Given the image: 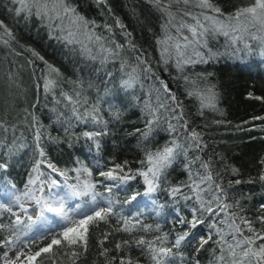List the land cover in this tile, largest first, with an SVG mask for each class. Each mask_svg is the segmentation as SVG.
I'll list each match as a JSON object with an SVG mask.
<instances>
[{
	"label": "snow or ice",
	"instance_id": "obj_1",
	"mask_svg": "<svg viewBox=\"0 0 264 264\" xmlns=\"http://www.w3.org/2000/svg\"><path fill=\"white\" fill-rule=\"evenodd\" d=\"M10 2L17 5L12 9L17 16L37 18L50 30L52 38L65 45L79 46L81 54L87 58L99 60L102 65L118 60L120 70L128 77L122 82L125 88L139 83L142 73H152L150 62L131 41V33L125 30V25L118 18L115 27L122 30L125 43L115 39L112 25L105 24L102 26L104 32H97L96 29L101 26L78 13L71 0ZM94 2L98 6H107V0ZM146 2L164 17L161 25L163 35L157 40L161 61L165 65L174 62L181 74L186 66L206 64L218 55L209 50L206 57L201 51L208 48L209 36L222 35L232 45L243 43L245 49H251L250 41H256L264 54V0H248L232 13H224L214 0ZM108 11L111 12V9ZM0 30V43L15 55H21L12 47L15 41L13 33L3 23H0ZM25 51L43 60L34 50ZM128 53H132V56ZM29 63L33 62L29 60ZM44 63L46 71L40 79L43 80V92L47 95L58 86L61 73L46 61ZM210 75L202 74L197 79L181 75L177 79L184 80L187 96L198 101L197 115L204 116L206 111H210L223 116V110L218 107L220 94L216 85L207 82ZM9 79H12L11 74ZM74 83L77 87L82 86L79 82ZM160 85V88L149 90L150 95L153 90L156 92V103L153 104L151 99L144 102L143 111L147 117L145 130L136 131L144 140H148L155 130L154 126L159 127L163 122L166 125L164 130L171 139L155 151L142 146L144 158L139 161L141 167L136 170L128 166V161H113L111 167L100 170L95 177L93 171L79 160L76 167L59 168L47 159L41 144L42 126H38V118L32 115L36 159L23 189H18L15 183L8 184L4 191L7 200L0 202V264H80L81 258L86 259L89 252L90 229L99 228L100 224L107 225L109 230L97 237L98 256L102 261L94 260L92 264H141L140 258L131 254L133 247L140 250L149 264H201L199 257L205 251L211 257L208 264H264V203L259 206L260 215L249 217L242 201L250 200L251 196L229 192V189L242 183L258 181L264 185V156L257 161L260 166L258 177H250L246 181L228 179L225 185L221 171L214 170L212 159H203L199 155L207 144L203 134L190 126L182 101L164 81L161 80ZM61 95L72 105V116L78 122L86 123L90 118L92 123L104 125L100 130L82 133L85 140L92 141L99 149L97 138L106 134V122L96 115L98 108L92 106L91 110L85 109L81 113L77 107L81 103L79 92L75 93L76 98L65 92H61ZM248 98L264 103L261 96L249 93ZM83 103L87 104L86 98ZM251 119L264 121V116ZM215 123L226 122L221 120ZM69 127L72 125L69 124ZM0 129L9 131L2 120ZM252 130L242 125L236 126V131ZM261 130H264V126H261ZM0 147L11 154V146L0 144ZM189 151H197V155L189 158ZM180 156L186 161L184 171L187 180L163 188L162 177L167 183V170ZM220 159L223 160V157ZM196 165L198 167L194 168ZM8 167L6 160H0V173H7ZM96 167L103 169L99 162ZM224 169L232 176H240V170L234 166L225 165ZM137 176L142 177L146 185L143 194L131 192L123 202L115 199L113 190L127 185ZM158 190L167 191L175 204L183 200V208L188 209V214L180 207L174 209L175 219L170 232H161L158 223L153 226L135 217L125 216L122 214L123 207H117L132 204L140 195L152 196ZM152 203L157 202L153 200ZM162 208L163 205H158L157 216L161 215ZM113 217L116 219L115 225L110 224ZM57 222L59 227H56ZM201 228L206 231L201 232ZM138 232L146 235H134ZM115 233H126L129 238L115 242L112 247L106 246ZM151 233L159 234L147 235Z\"/></svg>",
	"mask_w": 264,
	"mask_h": 264
},
{
	"label": "trees",
	"instance_id": "obj_2",
	"mask_svg": "<svg viewBox=\"0 0 264 264\" xmlns=\"http://www.w3.org/2000/svg\"><path fill=\"white\" fill-rule=\"evenodd\" d=\"M247 2L248 0H214L224 13H232ZM71 3L78 13L101 26L96 29L97 32H104L102 26L105 24L112 25L115 39L125 43V36L121 35L122 30L115 27L118 18L125 25V30L131 33V41L150 62L152 73H142L139 83L132 88H125L122 82L128 77L120 70L118 60L102 65L99 60L87 58L81 54L79 46L65 45L62 41L52 38L50 30L40 20L35 17L25 19L23 15L17 16L12 11L17 5L12 4L10 0H0V23L13 33L15 41L12 42V47L22 53L17 56L10 48L0 43V77L3 84L11 74L20 89L18 94H0V120L9 128L8 132L0 129V144L12 147L11 154L7 153L6 148L0 147V160H6L9 164L7 173H0V189L15 183L17 188L22 190L35 162V127L32 115L38 118V126H42L41 144L47 159L59 168L71 169L78 166L79 160L93 171L94 177L100 170L111 167L113 161H128V166L133 170L140 168L139 161L144 158L142 146L155 151L171 139L169 133L164 130L166 125L163 122L159 127L154 126L155 130L148 140H144L136 131L146 128L144 102L151 99L153 104L156 103V92L153 90L150 95L149 90L160 88L161 80L182 101L185 114L191 122L190 126L203 134L207 147L203 152H199V155L203 159H212L214 170L221 171L225 185L228 179L240 178L246 181L250 177H258L260 166L257 161L264 156V130H261L264 121H252L251 118L264 116V103L248 98L249 93L264 97V54L258 42H251V49H245L243 43L232 45L222 35L209 36L208 48L201 51L206 57L209 50L218 55L206 64L186 66L185 72L181 74L175 68L174 62L170 61L165 65L161 61L157 40L163 35L161 25L164 23V17L146 0H107V6H98L94 0H71ZM109 8L111 12L108 11ZM25 49L34 50L43 60L32 56L31 52ZM128 55L131 57L132 53ZM29 60L33 63L30 64ZM45 61L61 73L57 80L58 86L47 95L43 92V80L40 79L46 71ZM207 73L212 74L208 76L207 82L215 84L220 94L218 107L223 110V116L210 111H206L204 116L197 115L198 101L187 96L184 80L177 79L181 75L197 79ZM74 82H79L82 86L77 87ZM61 92L73 95L74 98L76 92L80 93L81 103L77 107L81 113L85 109L91 110L92 106L98 108L96 115L106 122V134L97 138L100 142L99 149L92 141L85 140L82 133L100 130L104 125L94 124L90 118L86 123L78 122L72 116V105L68 104ZM84 98L87 99V104L83 103ZM221 120L226 123H215ZM245 121L249 123H243ZM69 124L72 127H69ZM237 125L254 130L236 131ZM188 155L189 158H194L197 151H189ZM221 156L223 160L220 159ZM97 162L103 165V169L96 167ZM185 164L183 156L176 159L167 170V183H164L162 177L163 188L187 180ZM225 165L238 168L240 176H232L224 169ZM145 189L143 178L137 176L127 185L114 189V198L123 202L131 192L143 194ZM100 191L103 189L100 188ZM184 191L187 192L188 189ZM229 192L251 196L250 200L242 201L246 205L247 215H260L258 209L264 203V185L260 182L242 183L229 189ZM149 197L157 202L153 207L148 206ZM188 203L191 204V201ZM158 205H163L160 216L155 214ZM183 205V200L175 204L167 191L158 190L152 196L140 195L132 204H121L117 207H123L122 214L125 216L135 217L144 224L153 226L158 223L161 232H170L175 219L174 209L180 207L188 214V209L183 208ZM110 224H116L115 217L110 220ZM107 230L109 228L104 224H100L99 228L90 229L92 234L89 252L86 259L81 258L80 264H92L94 260L102 261L98 256L96 239L101 232ZM204 231L206 229L201 228V232ZM134 235L146 234L138 232ZM128 238L126 233H115L106 246L112 247L115 242ZM131 254L139 257L141 264H149L139 249L133 247ZM199 258L201 264H208L211 259L206 251L202 252Z\"/></svg>",
	"mask_w": 264,
	"mask_h": 264
},
{
	"label": "rangeland",
	"instance_id": "obj_3",
	"mask_svg": "<svg viewBox=\"0 0 264 264\" xmlns=\"http://www.w3.org/2000/svg\"><path fill=\"white\" fill-rule=\"evenodd\" d=\"M253 41H250V43ZM238 46V44H236ZM6 71H8L6 69ZM4 71V72H6ZM1 72V71H0ZM17 83L15 82V80L12 79H8L5 84H3V79H1L0 77V94H8V95H12V94H18L20 93V89L17 88ZM19 96V95H18ZM6 187H1L0 189V202H6L7 197L4 195V191H5ZM148 206H154V204L152 203V199L149 197L148 200ZM75 203V201L73 202ZM59 222H57L56 227H59Z\"/></svg>",
	"mask_w": 264,
	"mask_h": 264
}]
</instances>
